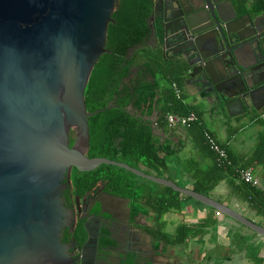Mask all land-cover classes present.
Here are the masks:
<instances>
[{"label":"water","instance_id":"95a60500","mask_svg":"<svg viewBox=\"0 0 264 264\" xmlns=\"http://www.w3.org/2000/svg\"><path fill=\"white\" fill-rule=\"evenodd\" d=\"M156 2L163 41L181 49L179 60L193 82L218 102L230 96L241 111L247 103L259 111L263 14H243L244 22L235 25L240 17L231 0ZM115 3L0 0V264H71L59 240L69 214L62 190L71 168L87 171L100 163L170 187L264 238V227L224 203L125 163L85 155L88 117L113 106L87 111L83 91L104 51Z\"/></svg>","mask_w":264,"mask_h":264},{"label":"trees","instance_id":"16d2710c","mask_svg":"<svg viewBox=\"0 0 264 264\" xmlns=\"http://www.w3.org/2000/svg\"><path fill=\"white\" fill-rule=\"evenodd\" d=\"M245 1V0H241ZM151 0H116L111 12L112 21L107 24L104 51L94 63L83 91L84 107L87 111L104 108L89 116L87 157H104L122 162L146 174L161 177L184 187L174 176L169 166V158L176 150L169 140H160L152 129L149 117L157 111L155 124L165 126L167 114L185 116L193 112L195 119L185 127L190 136L193 149L206 161L203 167L197 164L186 169L190 189L221 202L211 192L219 182H223L227 197H235L244 202L249 210L263 219L259 223L264 227V192L238 178V170L251 163L264 167V130L256 138L254 150L244 163L231 159L225 150L226 160H220L209 148L210 142L217 143L205 131L195 108L187 105L181 95H175L171 84L181 87L186 75V65L180 60L167 59L159 46H148L143 40L148 34L147 17ZM264 9V1H259ZM157 42L162 35L156 31ZM135 46V47H134ZM131 51L129 52V50ZM138 67L140 74L127 80L131 67ZM71 192L77 197L93 195L97 189L107 194L127 200V219L132 222L140 214L151 221L141 229L150 237L151 246L175 245L185 242L202 233L213 223L209 217L196 224L179 223L171 232L164 230L165 221L159 218L166 213H175L186 202L203 205L193 198L183 195L170 187L155 183L149 179L115 165L100 163L87 171L71 168ZM204 206V205H203ZM96 203L92 211L96 212ZM211 211L213 209L209 208ZM252 234H256L251 231ZM77 243L85 238L81 220L74 229ZM101 246H114L116 241L108 236L105 229L99 237ZM253 247L249 251L257 260ZM252 257V258H253ZM120 264H149L136 262L132 252L126 253Z\"/></svg>","mask_w":264,"mask_h":264},{"label":"crops","instance_id":"0c3cea01","mask_svg":"<svg viewBox=\"0 0 264 264\" xmlns=\"http://www.w3.org/2000/svg\"><path fill=\"white\" fill-rule=\"evenodd\" d=\"M259 1L264 0H237L236 7L242 14H263L264 9L259 8ZM194 79L184 77L179 94L187 105L195 108L205 131L208 132L218 145L222 146L234 161L244 163L251 156L257 135L264 130V105L257 111L252 107L243 111L236 102L227 96L221 101L215 100L206 89L195 84ZM172 88V87H171ZM213 93V92H212ZM225 106L226 115H221L220 105ZM213 112V114H212ZM214 118H213V117ZM157 111L149 117L153 133L160 140H169L176 150L169 158V166L174 169V176L184 187L190 188L186 169L194 165L203 167L206 161L193 149L190 136L185 126L166 122L165 126L158 127L155 124ZM237 134L240 135L236 138ZM224 150V152H225ZM226 154V152H225ZM254 177L258 180V186L264 192V167L257 163H251ZM246 168V167H245ZM221 203L226 204L249 220L259 224L263 221L256 213L249 210L244 202L235 197H227L224 183L221 181L211 192ZM96 200L99 201L101 212L108 215L112 228L117 229L121 215L119 206L124 208V217L127 216V200L98 192ZM165 221V231L171 232L179 223L196 224L203 218L213 219V223L203 229L202 233L185 240L176 247L182 250L183 256L197 264H264V238L252 234L251 230L229 219L226 216L211 211L208 207L193 202H186L179 211ZM150 220L138 214L130 222V234L127 243L135 255V261L149 264H184L181 256L176 254L174 245H164L159 242V247L151 246L150 237L141 229L143 225H149ZM123 223V222H122ZM125 223V222H124ZM170 228V229H168ZM120 237H116L118 242ZM253 247L257 261L248 250ZM184 248V249H183ZM253 257V258H252Z\"/></svg>","mask_w":264,"mask_h":264},{"label":"flooded vegetation","instance_id":"af4514ba","mask_svg":"<svg viewBox=\"0 0 264 264\" xmlns=\"http://www.w3.org/2000/svg\"><path fill=\"white\" fill-rule=\"evenodd\" d=\"M236 1L237 0H231L233 7L237 13V17L240 18L234 24L240 25L242 24V22H244V20L243 14L236 7ZM153 7L156 8V11H153ZM151 16L153 17L152 22L150 21ZM147 24L149 27V31L145 39L143 40V44L151 47L159 46L161 52L167 59L179 60L181 49L177 45L173 44L170 40L166 42L163 41L164 24L161 17V9L160 7H158L157 2L156 4H153V0H151V7L147 17ZM157 30H159L162 35L161 42L159 43L157 42V38L155 37V33ZM138 74H140L141 77H147L145 73H139L138 67H131L127 80L130 81L135 79ZM187 76L188 75L186 70L185 77L187 78ZM189 77L190 76H188V78ZM190 79H193V77H190ZM253 103L255 105L258 104L256 101H253ZM247 107H251V105L247 103L245 105V108ZM98 192L102 191L100 189H97L93 195H89L87 197H77L72 194L71 187L69 185H66L62 190L63 206L66 210H68L69 214L67 221L61 227L59 240L65 245V251L72 259L71 264H120L122 259H124L126 253L131 252L130 246L127 243V238L130 234V222L128 221L127 216L124 217V213L123 215L121 213L117 229L112 228V226L110 225L111 220L109 219L108 215L101 212L99 201L95 198V195ZM96 203L99 204V209L96 212H93L92 208ZM79 220H81L82 227L85 222L87 223L86 227L90 233V237L87 240L86 231L83 227L85 238L81 243H77L73 235V229ZM102 229L107 230L108 236L113 240H115L116 237H120L118 242L116 241V244L114 246L100 245L99 237L101 235Z\"/></svg>","mask_w":264,"mask_h":264},{"label":"built area","instance_id":"2783aa9c","mask_svg":"<svg viewBox=\"0 0 264 264\" xmlns=\"http://www.w3.org/2000/svg\"><path fill=\"white\" fill-rule=\"evenodd\" d=\"M171 87L173 89L174 94L176 96L179 95V89L176 87L174 83L171 84ZM262 115L264 116V114ZM166 119L168 123H175L181 126H186L189 122L195 119V115L193 112H190L185 116L167 114ZM209 148L217 154V157L220 160H223V161L226 160L224 150L217 143L210 142ZM238 178L244 182L249 183L252 186H255V187L258 186V180L254 177L252 169L250 167H246V168L238 170Z\"/></svg>","mask_w":264,"mask_h":264},{"label":"rangeland","instance_id":"374dc122","mask_svg":"<svg viewBox=\"0 0 264 264\" xmlns=\"http://www.w3.org/2000/svg\"><path fill=\"white\" fill-rule=\"evenodd\" d=\"M220 110V113H221V115L223 116V115H226V113H225V106H224V103H222L221 105H220V108H219ZM212 114H213V112H212ZM213 117V116H212ZM214 118V117H213ZM240 135H242V134H237V136H236V138H239L240 137ZM119 209H120V212L122 213V215H123V213H124V208H123V206L122 205H120L119 206ZM170 217H173V218H175L174 217V213H171V212H169V213H166V214H164L163 216H161V218H159V221H161L162 222V220H167V219H169ZM147 223H150L151 224V221L150 222H147ZM165 224V223H164ZM165 229V228H164ZM168 229H170V228H168ZM172 230H173V228H172ZM176 245V247L177 246H179V244H175ZM175 245H174V247H175ZM158 247H159V244H158ZM176 247H175V252H176V254H178L179 256H181V258H182V262L184 263V264H189L190 262H191V260H188L187 258H185V256H183V252H182V250H177L176 249ZM184 249V248H183ZM191 264H197L196 262H192Z\"/></svg>","mask_w":264,"mask_h":264}]
</instances>
